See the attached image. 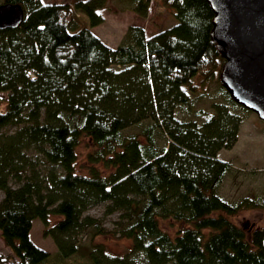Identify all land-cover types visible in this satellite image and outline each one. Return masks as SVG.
Segmentation results:
<instances>
[{
	"label": "trees",
	"instance_id": "trees-1",
	"mask_svg": "<svg viewBox=\"0 0 264 264\" xmlns=\"http://www.w3.org/2000/svg\"><path fill=\"white\" fill-rule=\"evenodd\" d=\"M121 1L148 15L151 0ZM161 2L173 25L150 35L130 25L111 47L79 22L101 24L107 0H0L24 12L19 27L0 29V235L15 264H264V223L230 218L264 210V194L219 195L231 163L217 154L251 111L219 81L213 12L205 0ZM213 82L224 100L193 109L191 95ZM98 205L118 213L112 230L86 214ZM160 219L185 226L172 235ZM35 220L56 252L32 241ZM107 233L130 245L111 251L96 240Z\"/></svg>",
	"mask_w": 264,
	"mask_h": 264
},
{
	"label": "rangeland",
	"instance_id": "rangeland-1",
	"mask_svg": "<svg viewBox=\"0 0 264 264\" xmlns=\"http://www.w3.org/2000/svg\"><path fill=\"white\" fill-rule=\"evenodd\" d=\"M69 1L43 0L44 3H67ZM122 3L124 2L121 0H107V7L99 10L103 17L101 24L92 27L87 15L81 14L80 25L90 28L107 45L115 47L122 42L130 25H140L146 34L150 35L168 28L176 22L172 12L163 6L161 0H151L148 15L145 18L139 17ZM7 94V92H1L0 97L6 98ZM191 99L193 109L204 110H210V105L213 102L224 100L216 82L200 87L199 92L191 95ZM92 148L91 142L86 138L77 147V171L82 173L87 171V167L90 165L87 155ZM217 156L223 161L231 163V171L224 178L219 195L229 201H238L244 196L264 194V122L255 113H246V119L240 126L235 145L230 149L220 150ZM98 166L103 169L102 164ZM11 185L15 186L12 183ZM2 197L3 192L0 191V200ZM104 211V205H98L88 210L86 214L101 219L106 229L112 230L118 213L105 214ZM230 218L241 227L261 226L264 223V210L242 209ZM159 223L162 229L172 235L179 228L185 226L183 223H177L170 219H160ZM43 229L40 220L33 221L30 230L32 241L50 253L56 252L53 240L43 235ZM96 240L105 243L114 252H122L130 245L128 239L114 236L112 233L98 236ZM15 262L16 258L13 257L0 235V264H15Z\"/></svg>",
	"mask_w": 264,
	"mask_h": 264
},
{
	"label": "water",
	"instance_id": "water-1",
	"mask_svg": "<svg viewBox=\"0 0 264 264\" xmlns=\"http://www.w3.org/2000/svg\"><path fill=\"white\" fill-rule=\"evenodd\" d=\"M205 1L213 12L211 39L224 59L219 81L264 122V0ZM23 18L19 4H0V29H15Z\"/></svg>",
	"mask_w": 264,
	"mask_h": 264
}]
</instances>
